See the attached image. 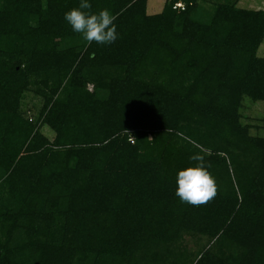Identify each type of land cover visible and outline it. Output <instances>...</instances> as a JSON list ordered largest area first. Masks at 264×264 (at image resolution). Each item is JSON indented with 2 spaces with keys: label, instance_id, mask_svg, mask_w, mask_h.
<instances>
[{
  "label": "trees",
  "instance_id": "1",
  "mask_svg": "<svg viewBox=\"0 0 264 264\" xmlns=\"http://www.w3.org/2000/svg\"><path fill=\"white\" fill-rule=\"evenodd\" d=\"M176 1L89 0L116 17L100 45L64 19L79 0H0V264H264V136L239 112L264 101V9ZM197 152L218 191L193 206Z\"/></svg>",
  "mask_w": 264,
  "mask_h": 264
},
{
  "label": "clouds",
  "instance_id": "2",
  "mask_svg": "<svg viewBox=\"0 0 264 264\" xmlns=\"http://www.w3.org/2000/svg\"><path fill=\"white\" fill-rule=\"evenodd\" d=\"M89 0H79L77 7L65 12L64 19L73 32L81 34L91 44L110 45L118 39L116 17L108 10L93 12ZM128 131V130H127ZM130 134V133H129ZM133 136L130 134V139ZM190 160L195 162L179 170L176 176V196L184 203L200 206L210 202L217 195V185L209 172L204 155L194 153Z\"/></svg>",
  "mask_w": 264,
  "mask_h": 264
},
{
  "label": "rangeland",
  "instance_id": "3",
  "mask_svg": "<svg viewBox=\"0 0 264 264\" xmlns=\"http://www.w3.org/2000/svg\"><path fill=\"white\" fill-rule=\"evenodd\" d=\"M164 2L165 0H148L147 12L149 14L159 12ZM211 3L202 1L200 9L203 8L208 11L212 7ZM236 5L240 8L264 9V0H239ZM257 56L264 57V40L257 49ZM88 87L91 88V85H88ZM25 96L21 103V110L25 115L33 117L41 106V100L31 92H27ZM239 112L241 122L250 125L251 134L264 136V101H253L251 98L243 96ZM42 132L50 138L53 136L52 131L46 126L42 127Z\"/></svg>",
  "mask_w": 264,
  "mask_h": 264
},
{
  "label": "built area",
  "instance_id": "4",
  "mask_svg": "<svg viewBox=\"0 0 264 264\" xmlns=\"http://www.w3.org/2000/svg\"><path fill=\"white\" fill-rule=\"evenodd\" d=\"M174 7H183V2L181 0H178L174 3Z\"/></svg>",
  "mask_w": 264,
  "mask_h": 264
}]
</instances>
